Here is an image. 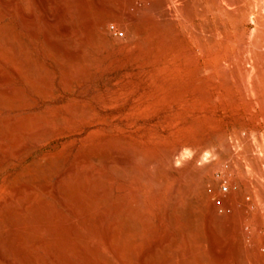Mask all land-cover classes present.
Masks as SVG:
<instances>
[{
	"label": "rangeland",
	"instance_id": "rangeland-1",
	"mask_svg": "<svg viewBox=\"0 0 264 264\" xmlns=\"http://www.w3.org/2000/svg\"><path fill=\"white\" fill-rule=\"evenodd\" d=\"M6 3L0 264H264V0L142 34L128 0Z\"/></svg>",
	"mask_w": 264,
	"mask_h": 264
},
{
	"label": "bare ground",
	"instance_id": "bare-ground-1",
	"mask_svg": "<svg viewBox=\"0 0 264 264\" xmlns=\"http://www.w3.org/2000/svg\"><path fill=\"white\" fill-rule=\"evenodd\" d=\"M4 1V0H3ZM6 1L7 0H5V3H6ZM227 1H229V0H128V5L130 6V8H131V12H128L126 15H128V18H129V20L131 21V23H133V24H135L136 26H138L137 27V30L139 31L138 33L139 34H142V33H144L145 31H147V29H146V27L147 26H153L154 27V32H160V31H163L167 26H177L182 20H188L187 19V17H193V16H197V15H204V14H206L207 15V11L208 10H206L207 8H209L210 9V12L211 11H213V12H217V11H222V10H224L226 7H227V5H228V3H226ZM42 2V1H41ZM44 3L43 4H41V5H43V6H40L42 9H44L46 6H44V5H47V3H45V1H43ZM97 4H99V2H96ZM124 3H126V2H124ZM6 4H8V3H6ZM11 4H13V2L11 3ZM96 4V5H97ZM9 5V4H8ZM124 6V5H123ZM128 6V7H129ZM112 7V6H111ZM110 7V8H111ZM120 7V6H119ZM9 8V7H8ZM47 8H48V6L44 9V11H46L47 12ZM117 7L115 6V9H116ZM123 8V7H122ZM113 9V8H112ZM119 9V8H118ZM128 9V8H127ZM117 10V9H116ZM123 10V9H122ZM43 11V10H42ZM121 11V10H120ZM125 11H127L126 10V8H125ZM195 11H196V13H195ZM225 11V10H224ZM49 12V11H48ZM114 12H115V10H114ZM207 12V13H206ZM223 12V11H222ZM226 12V11H225ZM225 12H223V13H225ZM62 13H64V11L62 12ZM116 13V12H115ZM123 12H121V14H122ZM125 13V12H124ZM199 13V14H198ZM220 13V12H219ZM219 13H218V15H219ZM28 14V13H27ZM42 14H43V12H42ZM50 14V13H49ZM48 13H47V15H49ZM59 14H60V12H59ZM194 14H196V15H194ZM222 14V13H221ZM29 15V14H28ZM45 15V14H44ZM43 15V17H46V16H44ZM54 15V14H53ZM113 15V14H112ZM216 15V14H215ZM214 15V16H215ZM223 15V14H222ZM29 16H32V15H29ZM55 17H56V15H54ZM118 16H120V15H118ZM122 16H124V15H122ZM208 16V15H207ZM35 17V16H34ZM47 17H49V16H47ZM46 17V18H47ZM54 17V18H55ZM59 17V16H58ZM57 17V18H58ZM198 17V16H197ZM216 17V16H215ZM27 18H28V16H27ZM46 18H44L45 19V21H46ZM53 17L51 18V19H49V21H51L52 19H54ZM128 18H127V20H128ZM56 19V18H55ZM54 19V20H55ZM32 20V18L29 20V21H31ZM190 20V19H189ZM188 20V21H189ZM53 21V20H52ZM206 21V20H205ZM124 22V21H123ZM183 22V21H182ZM185 22V21H184ZM183 22V23H184ZM199 22V21H198ZM208 21H206V23H207ZM210 22V21H209ZM47 23H50V22H46L45 24L47 25ZM125 24H127V22L125 21L124 22ZM124 23H123V25H124ZM201 23V22H200ZM34 24V23H33ZM101 24H103V23H101ZM119 24V23H118ZM122 24V23H121ZM198 24V23H197ZM122 25V26H123ZM185 25H187V26H189L188 24H185ZM200 25L201 24H199V27H200ZM202 25H204V24H202ZM127 26V25H126ZM182 26V25H181ZM128 27V26H127ZM141 27V28H140ZM186 27V26H185ZM191 27H193L192 25H191ZM124 28H126V27H124ZM49 29H51V27L49 28ZM53 29V28H52ZM105 29V28H104ZM134 28H132V30H133ZM186 29H188V27H186ZM192 29V28H191ZM103 30V29H102ZM108 30V29H107ZM125 30H127V28L125 29ZM128 30H130L129 28H128ZM195 30H197V34H198V32H199V30L196 28ZM51 31V30H50ZM106 31V30H105ZM124 31V30H123ZM134 31V30H133ZM182 31H183V28H182ZM127 32V31H126ZM128 32H131V30L130 31H128ZM189 32V31H188ZM211 33V32H210ZM196 34V35H197ZM207 34H209L208 32H207ZM210 35V34H209ZM9 39H11V38H9ZM7 40V41H5L4 40V44H5V42H8V41H10V40ZM12 41V40H11ZM9 43V42H8ZM15 43V42H14ZM12 42H11V46H12ZM12 47H15V46H12ZM61 48V47H60ZM64 49V48H63ZM63 49L62 50H60V51H63ZM59 50V49H58ZM30 67H31V65H29ZM18 67V66H17ZM16 66L14 67V68H16V69H18ZM27 68V67H26ZM29 69V67L27 68V70ZM32 69V68H31ZM16 71H18V70H16ZM36 70H34V72H35ZM30 72V71H29ZM32 72V71H31ZM30 72V73H31ZM33 73V72H32ZM37 72H35V74H36ZM38 74V73H37ZM42 74V73H41ZM44 75V74H43ZM30 76V75H29ZM34 76V75H33ZM66 75H64V77H65ZM63 77V78H64ZM30 78H32L31 76H30ZM43 78V77H42ZM46 79V78H45ZM65 79V78H64ZM42 80V79H41ZM44 80V79H43ZM48 80V79H47ZM49 81V80H48ZM37 82H39V79H38V81ZM41 82V81H40ZM33 84L35 83V82H32ZM46 84H48V82H46ZM49 85V84H48ZM50 87V86H49ZM59 118V116L57 117V119ZM20 122V121H19ZM32 122V121H31ZM30 122V123H31ZM59 122H61V121H59ZM34 123V122H33ZM17 124H18V122H17ZM20 124V123H19ZM23 124V123H22ZM26 124V123H25ZM27 125H28V123H27ZM16 126V125H15ZM19 126H21V124L19 125ZM25 126V125H24ZM29 126V125H28ZM19 128V127H18ZM14 129H15V127H14ZM17 129V128H16ZM21 129V128H20ZM27 129V128H26ZM17 130H19V129H17ZM16 130V131H17ZM25 130V129H24ZM23 130V131H24ZM28 130V129H27ZM14 131V130H13ZM19 131H22V129L21 130H19ZM40 132V131H39ZM33 136V135H32ZM31 136V137H32ZM37 136V135H36ZM35 136V137H36ZM37 137H42V134H41V136H37ZM37 139H41V138H37ZM35 140V139H34ZM52 175V174H51ZM44 176H46V175H44ZM43 176V177H44ZM48 177V176H47ZM50 177V176H49ZM39 180V179H38ZM42 181H44V180H42ZM31 182V181H30ZM37 182H39V181H37ZM34 182H32V184H33ZM39 183H41V182H39ZM43 184H44V182H42ZM29 184V183H28ZM27 184V185H28ZM35 184V183H34ZM42 184V185H43ZM48 184V183H47ZM38 185V184H37ZM46 185V184H45ZM59 185V184H58ZM60 186V185H59ZM29 187V186H28ZM38 187L39 188H41V186H39L38 185ZM48 187H50V185L48 186ZM47 187V188H48ZM61 188L63 187V186H60ZM30 188H31V186H30ZM29 188V189H30ZM34 188V187H33ZM42 188H44V187H42ZM49 189V188H48ZM31 190V189H30ZM33 190V189H32ZM46 190V189H45ZM45 190H42L43 192L45 191ZM59 190V189H58ZM65 191V188H63V189H61L60 190V192L63 194V192ZM36 193V192H35ZM46 193H48V192H46ZM45 193V194H46ZM61 194V195H62ZM39 195V194H38ZM60 195V196H61ZM97 194H95V196H96ZM58 196V195H57ZM95 196H94V198H95ZM56 197V196H55ZM58 199H59V196H58ZM61 199H62V197H61ZM75 205V204H74ZM80 207V208H82L80 205H78L77 204V207ZM30 207V206H29ZM86 207V206H85ZM249 207V206H248ZM26 210H28L29 208H28V206L26 205ZM80 208H79V210H80ZM59 209H61V208H59ZM59 209H57V210H59ZM78 209V208H77ZM30 210V209H29ZM81 210H83V209H81ZM247 210V209H246ZM63 211V210H62ZM52 212V214H53V212L54 211H51ZM59 213H60V210L58 211ZM57 212V213H58ZM78 213H79V211H78ZM78 213H77V215H78ZM82 213H83V211H82ZM86 214L85 215H87L88 213L87 212H85ZM92 213V212H91ZM48 214H50V212L48 213ZM52 214H50V216H52V217H54V215H52ZM55 214V213H54ZM72 214H73V211H72ZM27 215V214H26ZM47 215V214H46ZM62 215H63V212H62ZM61 215V216H62ZM25 216V215H24ZM44 216H45V214H44ZM44 216H42V217H44ZM64 216V215H63ZM58 217H60V215H58L57 217H55V219L56 218H58ZM75 217H77V219H79L78 217L79 216H75ZM83 217V216H82ZM81 217V218H82ZM48 218V217H47ZM46 218V219H47ZM64 218L66 219V221H67V218L64 216ZM68 218H70V216H68ZM73 218V217H72ZM98 219V217L96 216L94 219H95V221H94V223L96 222V220ZM43 219H45V217L43 218ZM43 219H42V221H43ZM51 219H53V220H55L54 218H51ZM62 220V219H61ZM83 220V219H82ZM90 220V219H89ZM46 221V220H45ZM60 221V220H59ZM73 221V220H72ZM76 221V220H75ZM91 221V220H90ZM70 222V220L68 221V223ZM98 222H100L99 221V219H98ZM39 223H42V222H39ZM38 222H37V224H39ZM45 223V222H44ZM50 223H52V221L50 222ZM49 223V224H50ZM59 224L60 222H55V224ZM62 223H65V221H63L62 220ZM67 223V222H66ZM65 223V224H66ZM86 223V222H85ZM36 224V223H35ZM35 225V226H38V225ZM47 224V223H46ZM49 224L47 225V228H48V226H49ZM77 224V223H76ZM78 224H79V222H78ZM86 224H88V223H86ZM92 224V223H91ZM98 224V223H97ZM45 225V224H44ZM52 225V224H51ZM72 225V224H71ZM85 225V224H84ZM58 226V225H57ZM59 226H61L62 227V225H59ZM65 226H67L66 228L68 229V226H69V228L71 229V227H70V225H65ZM79 226V225H78ZM81 226V225H80ZM97 227H98V225H96ZM101 226V225H100ZM99 226V227H100ZM52 227V226H51ZM73 227H74V225H73ZM84 227V226H83ZM86 227H88V225H86ZM91 227V226H90ZM89 227V228H90ZM103 227V226H102ZM102 227H100V228H102ZM105 227V226H104ZM45 228H46V226H45ZM54 228V227H53ZM63 229L65 228V227H62ZM94 228H96V227H94ZM106 228V227H105ZM136 228V227H135ZM134 226L133 225H131L130 223H129V220H127V219H124V220H117V221H115V222H113L110 226H108V228L105 230L104 228V230H105V233H106V238H105V242L107 241L110 245L109 246H111L112 248H113V250H114V252H115V254L117 255V256H121L122 257V259H124V257H123V255L124 256H126V258H127V256H128V261H129V263L130 262H132V258L130 257L131 256V254H132V250L130 251V249H132L131 247H130V249H129V251L131 252H129L128 250H126V246L128 245L127 244V242H126V238H127V236L129 235V233L131 232V231H133L134 229ZM23 229V231H24V227L22 228ZM39 229H41L42 230V228H41V224H39ZM50 229V228H49ZM57 229H58V227H57ZM57 229H55V231H57ZM66 229V231H68ZM69 229V230H70ZM74 229H75V227H74ZM73 229V230H74ZM90 229H92V228H90ZM51 230V229H50ZM65 230V229H64ZM72 230V229H71ZM73 230H72V232H73ZM81 230H82V228H81ZM81 230H80V232H81ZM97 230V229H96ZM103 230V231H104ZM48 231V230H47ZM46 231V232H47ZM52 231V230H51ZM55 231H53V235L55 236V234L57 233V232H55ZM60 231H62V230H60ZM65 231V232H66ZM86 231H87V229H86ZM49 232V231H48ZM48 232H47V234H48ZM62 232H64V231H62ZM61 232V233H62ZM71 232V231H70ZM50 233V232H49ZM73 233H75V231L73 232ZM82 233V232H81ZM91 233V232H90ZM100 233V232H99ZM103 233V232H102ZM62 234H64V233H62ZM67 234H69V233H67ZM71 234V233H70ZM69 234V235H70ZM83 234H84V232H83ZM83 234H81V235H83ZM87 234H89V231H88V233ZM95 234V233H94ZM98 234V233H97ZM50 235V234H49ZM72 235V234H71ZM79 236H80V234H78ZM58 236H60V234L59 235H57L56 237H57V240H58ZM64 236V235H63ZM63 236H61L60 238H62ZM67 235H66V233H65V237H66ZM73 236V235H72ZM71 236V237H72ZM87 236V235H86ZM92 236H94L95 237V235H92ZM98 236V235H97ZM96 236V237H97ZM101 235H99V237H100ZM102 236H104V235H102ZM50 237V236H49ZM49 237H47V235H46V238H49ZM74 237V236H73ZM73 237H72V239H73ZM78 236H76L74 239H76ZM84 237V236H83ZM98 237V238H99ZM45 238V239H46ZM53 238V237H52ZM69 240L71 239L69 236L67 237ZM66 238V239H67ZM87 238V237H86ZM91 238H93V237H91ZM56 239V238H55ZM63 239V238H62ZM73 239V240H74ZM79 239V238H78ZM83 239V238H82ZM81 239V240H82ZM101 239L103 240V238L101 237ZM53 240H54V238H53ZM61 240V239H60ZM85 240V239H84ZM84 240H83V242H84ZM122 240H123V244H121L122 246H119L120 244H119V242H122ZM49 243V239L48 240H45V243H47V242ZM52 241V240H51ZM50 241V242H51ZM56 241V240H55ZM68 241V240H67ZM71 241V240H70ZM59 242V241H58ZM62 242H63V240H62ZM91 242V241H90ZM116 242H117V245H116ZM53 243V242H52ZM71 243V242H70ZM78 243V242H77ZM107 243V244H108ZM132 243V242H131ZM50 244V243H49ZM65 244V243H64ZM63 244V245H64ZM68 243H66V245H67ZM119 244V245H118ZM125 244H127V245H125ZM51 245V244H50ZM70 245V244H69ZM71 245H73V244H71ZM78 245V244H77ZM87 245V244H86ZM86 245H84V246H86ZM125 245V246H124ZM129 245H133V243L132 244H130L129 243ZM128 245V246H129ZM58 246H60L59 245V243H58ZM57 246V247H58ZM81 246V248H82V245H80ZM83 246V247H84ZM91 246V245H90ZM97 245H95V246H92V248L93 247H96ZM62 247V246H61ZM88 247V246H87ZM86 247V248H87ZM110 247V248H111ZM64 248H66V247H64ZM80 248V247H79ZM99 248V247H98ZM98 248L96 249V250H98ZM109 248V249H110ZM59 249H60V247H59ZM94 249V248H93ZM92 249V250H93ZM95 249L93 250V252L95 251ZM127 249H128V247H127ZM61 250V249H60ZM83 250H84V248H83ZM86 250V249H85ZM89 250V249H88ZM112 250V249H111ZM134 250V249H133ZM127 251L130 253V254H128L127 255ZM84 252H86V251H84ZM97 252V251H96ZM99 252V251H98ZM98 252H97V255H100V256H102L101 255V252H99L100 254H98ZM113 252V251H112ZM113 252V253H114ZM87 254V253H86ZM96 254V253H95ZM89 255V254H88ZM121 257H120V259H121ZM133 257V256H132ZM117 258H119V257H117ZM202 261V260H201ZM203 262V261H202ZM196 263H197V261H196ZM106 264H110V263H106ZM112 264V263H111Z\"/></svg>",
	"mask_w": 264,
	"mask_h": 264
}]
</instances>
